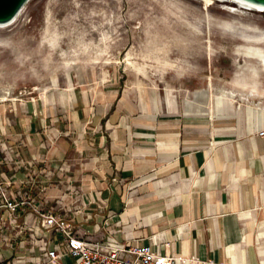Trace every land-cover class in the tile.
<instances>
[{
  "label": "crops",
  "instance_id": "0c3cea01",
  "mask_svg": "<svg viewBox=\"0 0 264 264\" xmlns=\"http://www.w3.org/2000/svg\"><path fill=\"white\" fill-rule=\"evenodd\" d=\"M248 107L181 113L117 66H77L64 90L0 102V264H45L61 238L30 205L11 220L3 195L83 240L264 264V113Z\"/></svg>",
  "mask_w": 264,
  "mask_h": 264
},
{
  "label": "rangeland",
  "instance_id": "374dc122",
  "mask_svg": "<svg viewBox=\"0 0 264 264\" xmlns=\"http://www.w3.org/2000/svg\"><path fill=\"white\" fill-rule=\"evenodd\" d=\"M247 47L264 51V11L231 1L30 0L0 26V102L64 90L77 66H117L181 113L202 114L206 102L186 103L209 84L248 95L231 110L264 108V67Z\"/></svg>",
  "mask_w": 264,
  "mask_h": 264
},
{
  "label": "built area",
  "instance_id": "2783aa9c",
  "mask_svg": "<svg viewBox=\"0 0 264 264\" xmlns=\"http://www.w3.org/2000/svg\"><path fill=\"white\" fill-rule=\"evenodd\" d=\"M264 135V129L258 132ZM4 198V204L9 209L11 220H15L16 214L21 207L30 205L39 215L41 223L60 234V243H57L52 250L44 252L45 264H176L174 256L156 254L148 245L115 246L107 242L87 241L78 238L70 226L55 214L40 211L33 199L23 196L19 199ZM39 206V207H38ZM70 257V261L59 262L62 257ZM205 264H215L206 261Z\"/></svg>",
  "mask_w": 264,
  "mask_h": 264
},
{
  "label": "bare ground",
  "instance_id": "6f19581e",
  "mask_svg": "<svg viewBox=\"0 0 264 264\" xmlns=\"http://www.w3.org/2000/svg\"><path fill=\"white\" fill-rule=\"evenodd\" d=\"M211 1L212 0H205L206 3H209ZM221 1H224V2L231 1L232 4H234L240 9L264 11V7L254 6L242 0H221ZM243 53L249 56L257 57L260 63L264 67V51H262L261 48L247 47ZM128 63L132 64V62L130 61ZM53 85L57 86V81L55 79L53 80ZM236 96H239L241 98H246L248 95L243 94V93L236 94L235 92L228 93L224 89L218 90V92H213L212 85L209 84L208 90L195 91L193 93V98L187 99L186 104H187L188 109L192 110V107H194L195 105L198 108L200 107V103L198 102H202V103L206 102L205 103L206 105L202 106L200 110L201 113L210 114L211 116H220V115H224L228 113V111L232 109L233 107L232 100ZM167 101H168V104L171 103L169 96H168ZM248 108L249 110L255 111L258 117L264 113V108L262 106L248 107Z\"/></svg>",
  "mask_w": 264,
  "mask_h": 264
},
{
  "label": "water",
  "instance_id": "95a60500",
  "mask_svg": "<svg viewBox=\"0 0 264 264\" xmlns=\"http://www.w3.org/2000/svg\"><path fill=\"white\" fill-rule=\"evenodd\" d=\"M30 0H0V26L10 24L21 13ZM258 7H264V0H242Z\"/></svg>",
  "mask_w": 264,
  "mask_h": 264
}]
</instances>
